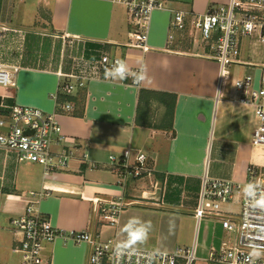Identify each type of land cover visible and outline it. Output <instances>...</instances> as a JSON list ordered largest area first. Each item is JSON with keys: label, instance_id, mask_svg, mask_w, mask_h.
I'll return each mask as SVG.
<instances>
[{"label": "crops", "instance_id": "crops-1", "mask_svg": "<svg viewBox=\"0 0 264 264\" xmlns=\"http://www.w3.org/2000/svg\"><path fill=\"white\" fill-rule=\"evenodd\" d=\"M166 1L152 14L143 48L134 46L136 29L121 4L0 0V64L18 68L14 85L0 87V95L9 105L55 114L74 142L64 145L72 152L68 169L48 175L0 148V264L22 263L13 252L20 237L10 222L32 202L58 229L90 230L103 241L138 249L195 248V264H211L210 252L229 239L220 217L198 221L194 212L206 174L243 187L251 165L264 172V147L252 144L255 109L232 100V81L219 85L218 64L205 56L195 26L211 5L230 0ZM174 11L188 15L185 31L170 39ZM104 53L121 59L130 77L99 72L85 88L65 94L64 85L75 83L68 76L85 62L96 65ZM56 96L71 98L63 103L73 110H60ZM129 149L150 158L155 191L151 180L129 181L124 190L105 166L108 156ZM243 194L221 205L223 216L240 214ZM120 198L130 205L117 227L98 224L93 201ZM138 230L146 232L144 240L132 235ZM89 252L86 244L58 239L43 246L42 257L49 264H86Z\"/></svg>", "mask_w": 264, "mask_h": 264}, {"label": "built area", "instance_id": "built-area-1", "mask_svg": "<svg viewBox=\"0 0 264 264\" xmlns=\"http://www.w3.org/2000/svg\"><path fill=\"white\" fill-rule=\"evenodd\" d=\"M126 7L130 24L136 32L131 34L134 46L145 48L148 29L155 10L165 9L166 0H108ZM185 12L174 11L170 23L173 34L185 31ZM201 46L205 56L215 61L219 67V85L226 87L232 81L235 92L233 101L250 105L255 109L257 124L252 144L264 147V64L244 60L242 51L247 40L255 41L264 47V0H230L227 4L211 5L197 20ZM6 30L5 28H2ZM254 68L252 75L232 78L231 67ZM121 68L123 71L121 72ZM18 68L0 64V87L14 85ZM99 72L107 75L119 73L129 78L121 59L104 53L96 65L85 62V68L78 74L68 77L75 81L64 85L63 91L71 95L77 88H85ZM136 83V81H134ZM57 99V96H56ZM60 110L69 112V103L59 105ZM74 143L66 137L55 114H47L41 109L9 105L7 97L0 95V148L14 155L20 164H36L45 169V174L56 170H67L72 152L66 146ZM53 146H60L56 151ZM105 166L118 177V185L124 190L128 182L144 183L151 180L150 187L156 190L154 168L150 158L141 151L127 150L121 155H110ZM92 168H98L93 164ZM251 185V187H249ZM243 190L241 211L237 217L223 216L221 205L231 202ZM264 198V172L256 165L248 168V178L242 187L231 181L210 179L207 174L203 180L200 202L194 216L200 221L204 218L220 217L224 230L228 233L219 250L209 255L211 264H264V207L257 201ZM39 199V198H38ZM129 202L119 200L93 201V213L98 224L116 228L122 211ZM12 231L20 240L13 252L21 256V264H49L42 257L43 246L56 240L76 245L86 244L90 248L86 264H195V248H176L173 252L153 251L124 247L114 240H101L90 230L70 231L58 229L44 218L30 203L25 214L11 220ZM233 239V243L231 242ZM256 250L259 256L251 253Z\"/></svg>", "mask_w": 264, "mask_h": 264}, {"label": "rangeland", "instance_id": "rangeland-1", "mask_svg": "<svg viewBox=\"0 0 264 264\" xmlns=\"http://www.w3.org/2000/svg\"><path fill=\"white\" fill-rule=\"evenodd\" d=\"M169 1H184V0H169ZM188 36H190V35H188ZM255 38L256 37H253V38H251V40L246 41L245 46H244L243 51H242V54L246 60H249L250 62H254V63L261 65V64H264V47L257 44V42L255 41ZM200 43H201V41H200ZM231 73H232V76H235V78H239L240 76H243V74L244 75L254 74L255 69L249 68V67L232 66L231 67ZM35 166L42 167V166L36 165V164H35ZM132 185L134 186L135 182H132ZM230 243H233V239H231ZM19 257H21V256L19 255ZM19 257L16 255V258H19Z\"/></svg>", "mask_w": 264, "mask_h": 264}, {"label": "clouds", "instance_id": "clouds-1", "mask_svg": "<svg viewBox=\"0 0 264 264\" xmlns=\"http://www.w3.org/2000/svg\"><path fill=\"white\" fill-rule=\"evenodd\" d=\"M123 71V68H121V72ZM251 187V185H249ZM257 204L261 207H264V198L257 201ZM132 235H135L137 240H144L146 238V232L144 230H138L137 232L133 233ZM134 242V241H133ZM259 252L254 250L251 255L253 256H259Z\"/></svg>", "mask_w": 264, "mask_h": 264}, {"label": "trees", "instance_id": "trees-1", "mask_svg": "<svg viewBox=\"0 0 264 264\" xmlns=\"http://www.w3.org/2000/svg\"><path fill=\"white\" fill-rule=\"evenodd\" d=\"M67 101H72V99L71 98H69V97H61L60 98V96H58V98H57V104H60V103H63V102H67Z\"/></svg>", "mask_w": 264, "mask_h": 264}]
</instances>
